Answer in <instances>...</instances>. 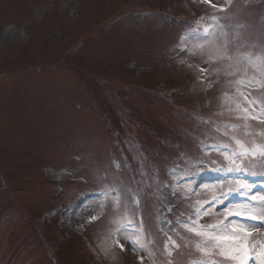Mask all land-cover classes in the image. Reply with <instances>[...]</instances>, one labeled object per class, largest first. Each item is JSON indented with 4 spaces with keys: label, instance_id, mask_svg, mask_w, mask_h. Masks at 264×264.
<instances>
[{
    "label": "rangeland",
    "instance_id": "1",
    "mask_svg": "<svg viewBox=\"0 0 264 264\" xmlns=\"http://www.w3.org/2000/svg\"><path fill=\"white\" fill-rule=\"evenodd\" d=\"M135 2L0 0V174L5 183L0 182V264H49L35 237L39 231L53 246L62 237L60 259L55 256L58 264L87 263L88 248L74 239L79 232L90 238L104 264H130L128 258L141 264H188L192 256L207 259L209 254L196 249L205 245L202 236L179 224L204 229L211 208L197 217L193 207L209 197L220 199L237 181L201 182L206 189L198 196L177 200L188 197L195 180L186 182L172 199L179 210L169 211L172 182L203 174L208 165L201 163L213 157L197 155V149L209 140L230 148L223 156L227 171L237 168V177L243 171L252 177L264 173V0H198L194 13L201 5H219L211 18L214 30L203 46L191 45L175 65L167 64L165 54L178 27L163 25L149 10L175 20L182 0ZM138 9L147 10V18L127 20L125 14ZM120 12H125L123 20L106 27L105 19ZM87 35L81 48L60 60L64 49ZM129 65L139 69L138 78L132 77ZM197 66L210 79V109L203 107L201 90L186 92ZM109 88L115 90L119 107L106 94ZM239 89L242 110L231 101ZM151 90L156 99L146 94ZM166 93H174L172 100L164 97ZM196 107H202L204 116L197 115ZM227 121L244 125L246 132L235 135L236 127ZM216 123L219 126L211 129ZM214 129L223 133L220 139ZM136 141L138 149L130 146ZM233 153H240L231 159L242 165L229 163ZM181 155L185 171L180 164L181 174L168 177L166 170L180 163ZM100 188L105 194L87 200L70 225L55 226L51 208L71 206L78 195ZM254 197L234 205L232 212L264 217L262 196ZM42 212L48 214L38 223ZM172 218L178 224L168 231L175 240L164 251L163 234L154 224ZM253 222L232 225L242 224L251 232L247 254L264 264V256L258 255L264 250V219ZM115 228L122 233L113 246ZM211 250L218 264L237 261Z\"/></svg>",
    "mask_w": 264,
    "mask_h": 264
},
{
    "label": "snow or ice",
    "instance_id": "2",
    "mask_svg": "<svg viewBox=\"0 0 264 264\" xmlns=\"http://www.w3.org/2000/svg\"><path fill=\"white\" fill-rule=\"evenodd\" d=\"M252 199L255 200L256 198L253 197ZM261 201L264 202V197L261 198ZM195 211L199 213L200 209L197 208ZM228 215H241V213L229 212ZM247 218L252 220L258 218L264 219V217H258L257 215H250ZM210 228L212 229L211 231H197L191 228L189 230L195 231L196 235L205 237V243H210L212 248L217 250L215 254L226 259L238 260L239 264H246L245 255L248 251L247 237L251 235V232L242 224L231 225L230 228L223 224L211 225ZM201 250L204 251V249ZM237 253L241 255H236ZM258 255L264 256V250L258 253ZM212 264H217V262L213 261Z\"/></svg>",
    "mask_w": 264,
    "mask_h": 264
},
{
    "label": "bare ground",
    "instance_id": "3",
    "mask_svg": "<svg viewBox=\"0 0 264 264\" xmlns=\"http://www.w3.org/2000/svg\"><path fill=\"white\" fill-rule=\"evenodd\" d=\"M80 210H81V208H80ZM80 210H79V211H80ZM79 211L76 213V215L79 213Z\"/></svg>",
    "mask_w": 264,
    "mask_h": 264
}]
</instances>
